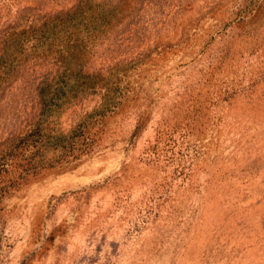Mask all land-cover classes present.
I'll return each instance as SVG.
<instances>
[{"label":"rangeland","instance_id":"obj_1","mask_svg":"<svg viewBox=\"0 0 264 264\" xmlns=\"http://www.w3.org/2000/svg\"><path fill=\"white\" fill-rule=\"evenodd\" d=\"M91 1L79 89L42 102L54 51L0 85V264H264V0Z\"/></svg>","mask_w":264,"mask_h":264},{"label":"trees","instance_id":"obj_2","mask_svg":"<svg viewBox=\"0 0 264 264\" xmlns=\"http://www.w3.org/2000/svg\"><path fill=\"white\" fill-rule=\"evenodd\" d=\"M92 5L98 4H93L91 0H79L75 7L66 12L30 22L24 20V24L17 23L4 30L0 36V85L7 81L10 73L13 74L21 62L37 56L45 58L54 51L58 56L55 57L56 60L63 63L64 67L61 71L58 69L57 74L49 81H43L44 84L55 85L56 91L48 97L45 93L46 86H41L42 102L65 98L67 86L79 89L80 70L75 67L73 42L75 39L85 38L84 32L102 28L112 16V10L95 9ZM73 60L74 64L71 63ZM65 75H72L74 78L69 81Z\"/></svg>","mask_w":264,"mask_h":264}]
</instances>
